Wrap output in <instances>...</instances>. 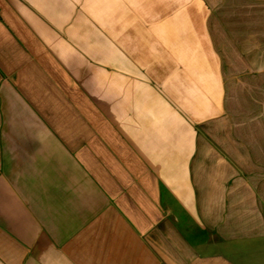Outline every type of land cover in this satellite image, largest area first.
Here are the masks:
<instances>
[{
	"label": "crops",
	"instance_id": "obj_1",
	"mask_svg": "<svg viewBox=\"0 0 264 264\" xmlns=\"http://www.w3.org/2000/svg\"><path fill=\"white\" fill-rule=\"evenodd\" d=\"M155 13L101 94L54 52L83 0H0V264H264V140L217 132L264 0Z\"/></svg>",
	"mask_w": 264,
	"mask_h": 264
},
{
	"label": "rangeland",
	"instance_id": "obj_2",
	"mask_svg": "<svg viewBox=\"0 0 264 264\" xmlns=\"http://www.w3.org/2000/svg\"><path fill=\"white\" fill-rule=\"evenodd\" d=\"M173 3L178 7L188 0H83L84 15L73 17L69 31L59 34L68 45H60L54 52L68 62L71 72L79 74L82 70L85 90L92 89V75L98 72L101 94H104L108 89V73L114 72V67L116 73H122L127 36L132 35L133 40L145 32L156 20V9L171 8ZM231 84L229 123L226 129L222 126L217 130L220 139L264 140V80L252 77ZM100 100L107 102L106 97Z\"/></svg>",
	"mask_w": 264,
	"mask_h": 264
}]
</instances>
